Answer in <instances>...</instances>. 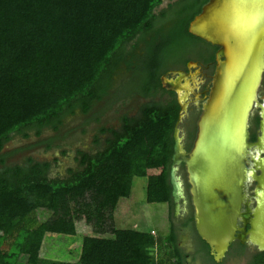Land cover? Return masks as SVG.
<instances>
[{"label":"trees","instance_id":"1","mask_svg":"<svg viewBox=\"0 0 264 264\" xmlns=\"http://www.w3.org/2000/svg\"><path fill=\"white\" fill-rule=\"evenodd\" d=\"M163 1L0 0V152L15 135L58 130L67 116L90 112L111 91L114 98H143L135 114L120 117L119 127L101 126L97 142L109 134L106 147L96 154L79 150L83 168L66 178L50 175L51 161L28 157L8 164L0 156V264H18L32 237L44 232L76 234L74 207L87 221L102 223L132 195L136 175L148 178L149 203L172 207L170 234L162 239L163 230L157 236L115 228L111 237L85 235L77 261L39 256L35 264H160L154 249L162 240L174 250L166 262L186 264L179 234L216 262L196 230L191 201V214L177 223L170 172L180 104L162 75L187 69L191 60L214 72L219 46L189 31L209 0H174L158 11ZM191 116L183 122L189 139L197 132L195 110ZM255 120L259 127L260 115ZM184 177L189 189L186 172ZM235 244L255 247L250 264H264V251Z\"/></svg>","mask_w":264,"mask_h":264},{"label":"water","instance_id":"2","mask_svg":"<svg viewBox=\"0 0 264 264\" xmlns=\"http://www.w3.org/2000/svg\"><path fill=\"white\" fill-rule=\"evenodd\" d=\"M189 31L219 49L211 86L203 92H196L202 82L201 70L193 71L197 61L189 63L188 71L162 75L163 86L177 93L180 104L172 194L179 214L186 196L179 174L184 163L196 230L215 261L221 262L236 241L264 251V0H209L191 20ZM193 99L204 101L188 150L183 122ZM255 109L260 121L253 140Z\"/></svg>","mask_w":264,"mask_h":264},{"label":"rangeland","instance_id":"3","mask_svg":"<svg viewBox=\"0 0 264 264\" xmlns=\"http://www.w3.org/2000/svg\"><path fill=\"white\" fill-rule=\"evenodd\" d=\"M169 1L174 0H164V4ZM113 93L114 91H111L103 100L96 102L90 112L77 110L76 113L67 116L58 130L46 127L41 135H37L34 131H31L28 137L15 135L0 152V156L5 154L8 164L24 163L28 157L51 161L52 177L66 178L72 175L73 171L81 170L83 165L79 150L96 154L106 147V138L109 134L101 133V140L97 142L101 126L119 127L120 117L125 113L135 114L143 102V98L139 95L114 98ZM261 95H264V83ZM258 115L259 111L256 109L251 118L252 134L253 132L258 134L259 127L255 120ZM50 139H53L51 147L48 146ZM2 165L0 159V168ZM147 184V177L136 175L132 195L121 198L115 212L104 217L103 222L99 224L87 221L82 212L74 207L77 233L72 235L44 232L42 238L32 237L18 264H35L39 256L77 261L85 235L111 237L115 228H137L150 231L157 236H160V230H163L165 234L162 239H164L165 235L170 234L175 219L172 216L173 209L167 203H149ZM253 187L254 183H251L249 190ZM38 215L42 218L46 217V210L39 209ZM162 241L155 247L154 252L159 256L160 264H169V260L166 262L165 259L169 257L167 251L173 256L174 250L170 244ZM179 245L185 255L186 264H250L252 256L256 253L255 247L241 250L235 244L225 259L221 262H213L197 251L190 237L179 234Z\"/></svg>","mask_w":264,"mask_h":264},{"label":"flooded vegetation","instance_id":"4","mask_svg":"<svg viewBox=\"0 0 264 264\" xmlns=\"http://www.w3.org/2000/svg\"><path fill=\"white\" fill-rule=\"evenodd\" d=\"M171 2L172 1H169L166 4H164V1H163L162 5L159 7L158 11H163V9H167L168 5ZM191 61H197V60H191ZM191 61L188 62V65H189V63ZM197 62H198V66L196 68H193V71H195L197 69L201 70V73H200L199 77L202 79V82H201L200 88L198 90H196V92H203L204 90L209 89V87L211 86V80H212L213 74L215 73V70H214V72H211L209 66L203 65L199 61H197ZM188 65H187V69H185V68H173V69H170L167 74L170 75V76H175L173 71L179 70V69H184V70L188 71L189 70ZM215 68H216V64H215ZM193 96H194V94H193ZM203 101L204 100H200L199 102H196V101H194V99L192 100L191 105H190V109H189V113L187 115L189 117V119L192 117L191 116V111L195 110L196 113H197V116H198L197 117V121H198L199 116H200V114L202 112V103H203ZM198 112H199V114H198ZM131 115H133V114H131ZM183 134H184V142H185L186 148L188 147V143L189 142H191V148H192L196 135H195V137L193 139H189L186 126H183ZM191 148H189V149L187 148V149L191 150ZM183 169L185 170L186 175L188 176L187 171H186V166H185L184 163H182L180 165L179 174L181 175L182 180L184 182L186 196H185V199L182 202V208H181L180 213L177 214L176 211H175V215L177 216V222L178 223H179L180 220H184L185 217H187L189 214H191V211H192V207L190 205V201L192 203V198L189 199V195H188V190L190 192V185H189V189H188L187 188V184H186V180H185V177H184V173L185 172L182 171ZM187 181H188V178H187ZM192 205H193V203H192ZM193 208H194V206H193Z\"/></svg>","mask_w":264,"mask_h":264},{"label":"bare ground","instance_id":"5","mask_svg":"<svg viewBox=\"0 0 264 264\" xmlns=\"http://www.w3.org/2000/svg\"><path fill=\"white\" fill-rule=\"evenodd\" d=\"M256 110V109H255ZM259 111V110H258ZM259 129V128H258Z\"/></svg>","mask_w":264,"mask_h":264}]
</instances>
